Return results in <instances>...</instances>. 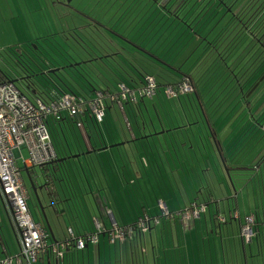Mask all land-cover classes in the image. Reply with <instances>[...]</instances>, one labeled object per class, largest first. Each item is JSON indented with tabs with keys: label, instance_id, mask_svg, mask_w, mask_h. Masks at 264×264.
Returning a JSON list of instances; mask_svg holds the SVG:
<instances>
[{
	"label": "crops",
	"instance_id": "0c3cea01",
	"mask_svg": "<svg viewBox=\"0 0 264 264\" xmlns=\"http://www.w3.org/2000/svg\"><path fill=\"white\" fill-rule=\"evenodd\" d=\"M150 103L153 111L159 113V98L153 97ZM149 104L139 102L137 106L129 110L138 111L133 114L136 116L133 117L132 123L129 122L130 126L127 125L129 117L123 107L118 103H115L114 106L109 105V109L115 117V129L112 133L113 138L115 137V144H111L105 136V145H100V140L89 139L82 130L83 140L78 139L77 145L79 151L72 153L67 146V140L63 138V144L66 147L59 154L61 158L64 157L68 161L70 159L67 170L63 166L62 168L58 162L54 176L47 178L46 172L50 173V170L46 171L38 166L25 169L28 178L35 182L36 187L45 182L44 177L50 183L48 189L37 191L49 227L43 219L36 200V215L29 209L33 220L43 227L47 243L70 242L63 250L61 257L43 253L34 264H208L205 259L206 250L209 251L211 258L209 264H260L259 257L264 259V168L260 172L259 165L252 166L256 171L254 181L252 182L251 179L248 182L253 186L251 193L248 189L247 193H244V190L239 192L240 189L237 191L231 187L227 188L219 174L215 157L212 161L208 158L209 164L206 168L196 165L193 170L191 167L192 178L202 177L204 174L199 175L201 169L202 172H208L205 176L210 181H207L206 187L203 183L200 190L189 183V187L183 186L185 197L182 196L180 188L177 190L168 189L167 194L159 196L153 188L149 187L153 181L148 183L144 180L145 189H143L136 184V181L133 180V184L131 180H128V176L136 177L139 180L143 176L142 172L146 174L145 179L148 180L156 177V174L148 166L144 167L145 171L138 168V162L141 159L144 160L142 153L139 157L140 160L137 161V169L134 172L131 171L132 165L127 168L123 150L120 151L118 146L126 145L125 152L131 150L132 156L141 145L149 144V138L162 135L167 145H170V142L172 144L173 136L170 134L168 137L165 136L167 125L164 122L163 125L158 122L161 128L160 133L157 130L156 121L149 110ZM247 106L251 113L252 105L248 103ZM196 108L199 113L201 111L203 114L205 113L203 105H197ZM259 112H262V108L255 114ZM252 116L257 118L253 114ZM249 124H246L245 128V133L247 131L248 134L252 129V124L250 126ZM234 133L235 126L233 125L229 136ZM194 134L196 135V131ZM121 139L123 142L119 143ZM72 140L74 139L72 138ZM72 140L69 138L68 141ZM75 140H77V136ZM183 143L187 144L186 141ZM255 143L257 142L255 141ZM255 143V150L264 149V143L260 142L257 146ZM243 145L241 144L242 149ZM132 147L138 149L135 151ZM252 147L253 145L250 144L246 151L252 150ZM166 151L164 149L163 153ZM126 157L129 158L130 154L128 153ZM135 158L138 156L129 158L131 163ZM144 161L146 164V160ZM253 162V160L244 162L237 169L251 170V165L247 166V163ZM37 168H40L41 172L37 171ZM210 171L213 172L212 176L209 175ZM130 173L132 174L130 175ZM243 178H245L244 175ZM25 185L28 186L26 183ZM222 186L224 187L221 188ZM27 190L28 196L29 192L33 195L30 183ZM172 192L178 193L179 197L173 198ZM198 195L208 196L209 200L204 201L203 199L207 204L208 216L204 215L205 213L200 214L189 219L185 225L177 218L160 217L157 223L153 221L154 217L160 216V203H165L171 213L176 215L193 202L204 203L200 201ZM0 200L3 216L11 227L8 234H4L0 227V259H2L18 252L19 241L12 220L11 208L1 193ZM210 204H213L212 210H210ZM221 206L228 208L227 215L223 214L224 209L221 210ZM132 209H138L139 213H134ZM0 216L2 215L0 214ZM145 216L151 218L145 228H136L130 236L122 239L115 237L111 241L115 228L114 223L116 227L134 226L140 218ZM218 216L224 217L225 220L219 227H215L213 222ZM251 216H253V221H250L248 225L254 227L255 234L250 242H245L241 237L240 228L248 222L247 219ZM96 222L99 224V229L96 228ZM228 225L229 227H227ZM257 227L260 229L259 231H257ZM94 233H98L95 243L87 241L83 248L75 246V240L87 239ZM202 254H204V261Z\"/></svg>",
	"mask_w": 264,
	"mask_h": 264
},
{
	"label": "rangeland",
	"instance_id": "374dc122",
	"mask_svg": "<svg viewBox=\"0 0 264 264\" xmlns=\"http://www.w3.org/2000/svg\"><path fill=\"white\" fill-rule=\"evenodd\" d=\"M66 1L67 3H59L58 0H0V70L6 74L8 79L16 80L15 82L17 86L22 90L23 88L17 80L18 70L14 65L15 62L11 61L10 55L15 53L13 48L22 47V51H31L32 49L28 44L32 40L39 39L37 40L38 44L43 48V50L45 49L49 55H52V57L55 55L50 48L56 50L57 52H55V54L57 53L58 56L64 57L65 60L67 58L77 57V53L80 56H84V53H81L82 51H80V47L77 43H74L71 39H65V37L70 34L67 32V30L72 29L74 23L75 26H79L80 24L86 22V20L81 17L82 15L76 12V9L83 13H89L94 18H97L102 24L112 27L113 23H115V20H118L120 13L124 12L125 7L130 5L132 2L131 0H126L124 3L122 0ZM223 1H214L216 4L215 9L219 7L220 11L216 13L210 21L215 22V27L221 21V23H219V27H214L215 31H213V34L210 37L211 40L214 39L215 36L220 37L217 40L216 45L218 49L220 48L221 53L219 50L215 49L216 47H205L203 40V44L198 45L196 41L197 37H195L194 34H192L190 38H187V36L184 35L180 29H177V27L174 25H169L168 22L166 29H162V24V26H160V28H156L155 31H148L149 28L153 29L157 21L153 25L154 17L151 14L153 10L150 9L151 7L147 8V5L145 7V5L140 2L135 6L134 10H137V12L141 13L137 14L136 18L134 17V19L132 18L133 16L128 17L126 20H124V22H119V25H116V28H114L117 32H121L122 35H124L127 39L116 37L108 33H103L97 37V41L100 43L101 48L107 49L111 52L121 51L123 55L133 61L136 59V57L131 53L133 50V44L131 42H134L141 48L150 51L151 54L155 55L156 57L163 59L166 61V63L168 62L169 65L171 64L172 66H176L179 69L180 67H183V69L190 70L194 77H197V87L200 92L205 113L203 114L202 111L201 113L198 112L196 108L197 104L194 105V108L192 109V103H190L191 105L187 103L185 105V109L179 106L178 110L171 111L168 113V116L164 113L166 117L164 116L165 120L163 119V122L167 125L165 128L167 130L169 125L179 126L182 123L188 124L195 122L193 126H197L196 128L199 129L198 132L200 133L199 135L201 137L198 134L197 136H194L192 134L193 131H191L190 128H187L186 131L184 130V134H189L191 141H188L187 144L178 145L175 143V141H173L172 138L173 146H171L172 144L170 141V145H167L164 142L162 135H160V137L156 136V138H149V144L146 143L144 146L141 145L139 149L132 147V149H135V151L138 149L132 156L131 150L125 152L124 149L127 147L126 145L118 146L120 151L123 150V158L124 162L127 161V168L128 166L130 167L132 165L130 169L133 172L137 169V161L140 160L139 157L142 153V157L144 160H146V164L145 161L141 159V161L138 162V168L143 171L144 167L148 166V168H150L152 171H155L156 177L154 176V178H150L149 180L145 179L146 174L142 172L143 176L139 178V180L136 179V177L130 178V176H128V180H131L133 184L134 181H136V184L143 189H145L143 183L144 180H146L148 183L153 181L149 184V187L153 188L159 196L167 194L166 191L168 189L177 190L180 188L182 196L185 197L186 194L184 192L183 186L189 187V184L191 186H196L198 190L202 188L203 183L205 184L204 187H206L207 181H210V179L205 176V174L208 172H202L200 169L199 175H204L202 177L197 176L192 178V169L196 165L198 167L201 165L203 168L208 167V158L210 161H212L215 157V162L218 164V159L216 156L218 155V157H220V154L217 150V147L215 146L214 148L212 140L209 137V133L211 134L209 124L212 126V128H214L215 133L221 142L223 147L222 149L224 150L223 154H225L229 165L235 166L234 170H231L230 172L229 170L226 171L230 176L231 185L234 190L236 189L238 191L240 189L239 192L244 190V193H247L248 189L251 193L253 186L251 184L249 185L248 182L251 179L252 182L254 181V174L256 171L252 166L259 162L260 172H262V169L264 168V160H259L262 157L261 155L264 154V149L255 150L254 148L255 141L257 142L255 143V146H257L260 142L264 143V134L261 135L259 133V128H264V73L261 75V72H264V69L263 71L261 70L259 74L253 69H251V74V70L248 69L249 71L245 76V72L243 71L241 73V70L239 71V69L235 67V63L232 62L247 61L248 63L249 57H253V54H255L257 51L261 50V52H264V45H260L258 48L257 41H255L253 38V43L255 44L251 42L252 48L250 49L248 47V42L249 39L252 41V37L248 32H243L241 34V40L238 41L229 54H226L227 50L233 47V44L231 45L230 42L226 43L229 35L227 32H222L223 23L226 20H231L233 23L239 22L237 21L239 15L236 18L231 16L233 13L230 12V8L226 9L225 6L226 4L228 5L233 1L231 7L235 8L236 5L241 7L243 4L246 5V0ZM257 1L259 4L264 2V0ZM208 4L209 2L207 3V6ZM141 5L146 9L144 7V9L141 8ZM122 8H124L123 11ZM149 10L152 11L150 12ZM133 13L135 12L133 11ZM240 14L243 15L244 12H241ZM244 18L245 17H242V19ZM128 21H130L129 25L126 24ZM159 29H162L163 31H160ZM204 29L205 28H201V26L198 27L197 32H199V35H205L206 30ZM90 30L91 27L88 28L87 31ZM62 31L66 32L62 33ZM78 31L80 32V30ZM260 38L264 43V34L260 35ZM195 46H197L196 48L198 49H195L192 52V49ZM241 52H243V54H241ZM188 54L189 57L187 58ZM57 55L55 57H57ZM136 56L139 61L143 60L150 64V66L147 68L149 71H151V73H153V75L157 76V78H160L161 76L170 78L172 76L173 72L171 70L165 68L159 62H156L158 59L155 60L152 57L150 58L146 55H143L142 53H138ZM196 58L200 59L201 61H192ZM219 61H223V64H221ZM224 61L228 62V64L230 63L229 68H226V62ZM211 66L212 68H210ZM235 75H237V77H239L241 80L246 79V82H244L245 85H243V83L241 84L242 87L245 86L243 87V94L241 92L242 88H240L239 84L236 82ZM249 79L250 81H248ZM138 89L139 87H136L135 91H137V95ZM244 97L246 98V101ZM144 101L149 104L151 99L146 98ZM249 102L252 105L251 113L247 106ZM260 108H262L263 111L259 112V114H262L260 116L258 115L257 122V120H254L252 114L256 117L255 112ZM149 110L152 113L151 116L154 117L155 112L153 111L151 103L149 104ZM153 119L156 121L157 130H159L160 133V124L157 122L155 117ZM207 121H209L208 124L206 123ZM248 123L252 124V135L250 133L245 139L244 136L247 134V131L245 133V128L246 124ZM233 125L235 126V133L234 135L229 136ZM69 127L70 126L68 125L63 126L65 133L68 132ZM74 127L78 133V138L80 137L83 140V135L80 133L79 128L76 125H74ZM167 130H165V136L168 137V134H170V136L174 134L173 131L166 132ZM185 140L187 141L188 138H185ZM233 140H238V142H229ZM241 140L244 141L240 143ZM122 142L123 140L121 139L119 143ZM113 144H115V142ZM241 144H244L243 149ZM250 144L253 145L252 150L246 151ZM210 147H212L214 150L210 149ZM71 148L73 147L71 146ZM164 149L167 150L165 153H163ZM22 151L23 157H26V150L22 149ZM128 153L130 154L129 158H134L136 156H138V158H135L131 163L129 158L126 157ZM252 160L254 161L253 163H247V166L251 165V170L244 169L243 167V169H237L244 162H250ZM221 163L223 164L222 160ZM16 164L22 168V177H24L23 179L28 185L27 187H29L28 173L23 168L22 160L17 159ZM36 170L41 172L40 168H37ZM131 174L132 173H130V175ZM209 175L212 176L213 172L210 171ZM243 175L245 178H243ZM223 187L224 186L221 188ZM172 196L173 198H178L179 194H174L172 192ZM198 198H200V201H203V199L204 201L209 200L207 195H198ZM35 200L36 198L34 194L32 195V193L29 192L27 204L28 208L33 211L34 215L37 213V210L35 209ZM212 205L213 204L209 205L210 210L213 209ZM222 208L224 209L223 214L227 215L228 208L221 206V210ZM132 211L135 213L138 212V209H132ZM205 211L206 212H201V214L205 213L204 215L208 216V210ZM0 214L2 215L0 216V227L3 229L2 232H4V234H8L9 231H11V227L3 216L1 200ZM186 223L184 222L183 224L185 225ZM227 227H229V225ZM206 252L205 259L209 264L211 258L209 256V251L206 250ZM202 257L204 261V254H202ZM199 260L200 258L198 261ZM259 262L260 264H263L264 259L259 257Z\"/></svg>",
	"mask_w": 264,
	"mask_h": 264
},
{
	"label": "trees",
	"instance_id": "16d2710c",
	"mask_svg": "<svg viewBox=\"0 0 264 264\" xmlns=\"http://www.w3.org/2000/svg\"><path fill=\"white\" fill-rule=\"evenodd\" d=\"M124 1L126 0H122L123 3ZM131 1L132 2L130 3V5L125 7V11L120 13L118 20H115V23H113V28L108 25L102 24L97 18L91 16V14L83 13L76 9V12L80 13V15H82L81 17L84 18L86 22L80 24L79 26H75L74 23L73 28L67 30V32H69L70 34H68V38L65 37V39H71L74 43H77L80 47V51H82L81 53H84V56H80L77 53V57L67 58L65 60L64 57L58 56L57 53L55 54V52H57L56 50L50 48L53 51L54 55H57V57H52V55H49V53L45 49L43 50V48L38 44L37 40L39 39L32 40L30 43L28 42V45L32 49L31 51H22V47L13 48L15 53L13 55H10L11 61L15 62L14 65L18 70L17 80L21 84L23 90L17 86L15 82L16 80L8 79L6 74H4L0 70V82H12L18 88V90L24 96H26L29 101L34 105L42 103L44 105L49 106L52 103L59 102L61 98L65 95H69L76 99L80 98L83 101L81 110L76 115H74V117L70 116L66 109H62L59 111L58 118L50 114L45 120L47 130L49 132L56 153V158L50 163L38 166L46 171L50 170V173L46 172L47 178L54 176L55 171L58 168V162L61 164V167L63 166L66 170L68 169V166L70 164V159L69 161L68 159L63 161L60 157V154L65 150L64 147H66V145L63 144L64 142L62 138L67 140V146L70 151H72V153L79 151L77 145L79 143L78 139L81 138H78V133L75 130L74 125L79 128V131L81 130L80 133H82L83 130L89 139L91 138L100 140V145H105V136L108 138L111 144L115 142V137L113 138L112 135L115 129V117L112 111H110L109 109L110 104L114 106L115 103H118L120 106L123 107L124 111L127 112L126 114L129 117L127 118V125H129V122L132 123L133 117L136 116L133 114L138 113V111L136 110H129H131L132 107L137 106L139 102H145L144 100L146 98L152 99L155 96L157 97V99L159 98V113L155 112L154 117L156 118L157 122H159L161 125L164 124L163 119L165 120L166 117L164 113L168 116V113H170L171 111L178 110L179 106L185 109V105L187 103H192V109L196 104L198 106L202 105L200 92L197 87L198 83L196 82L197 77H194L190 70L183 69V67H180L179 69L176 66H172L171 64L169 65L168 62L166 63V61H164L163 59L151 54V52L147 49L141 48L139 45L135 44L134 42H131L133 44V50L131 51V53L134 54V56L136 57V59L133 61L123 55L121 51L111 52L107 49L101 48L100 43L97 41V37L99 35H102L103 33H108L116 37L127 39L124 35H122L121 32H117L114 28H116V25H119V22H124V20H126L130 16H133V19L134 17L136 18V15L140 14L141 12H137V10H134V8L140 2L145 5V7L147 5V8L151 7L150 9L153 10H149L150 12L152 11L151 14L154 17L153 25L157 21L153 29L149 28L148 31H155L156 28H160L162 24V29H166V25L168 22L169 25H174L177 27V29H180L181 32L187 36V38H190L192 34H194L195 37H197L196 41L198 45L203 44L204 42L205 47H216L215 49L220 51V48L218 49L216 45V42L220 37L215 36L214 39H210L211 35L213 34V31H215V28H217V26L219 27V23H221L220 21L215 27V22H210L215 16V14L220 11L219 7L215 9L216 4L214 3V1L217 2V0ZM219 1L222 2L223 0ZM58 2L61 3L62 1L58 0ZM208 2L209 4L207 6ZM232 3L233 1L230 2L228 5L226 4L225 8H230V12L233 13V15L231 16L236 18L239 15V18L237 20L239 22L233 23L231 20H226L223 23L222 32H227V34L229 35V38L226 43L230 42L231 45L233 44V47L228 49L226 54H229V52L235 47L238 41L241 40V34L243 32H248L252 37V41L249 40L248 42V47L250 49L252 48L251 46L253 43V38L255 39V41H257L258 48L260 47V45H264L262 39L260 38V35L264 34V2L259 4L257 0H246V5L243 4L241 7L236 5L235 8L231 7ZM143 7L144 6L141 5V8ZM123 10L124 8H122V11ZM133 11L135 13H133ZM241 12H244V14L241 15ZM242 17L245 18L242 19ZM126 24L129 25L130 21L126 22ZM199 26H201V28H205L204 30H206V32L204 36H202L201 34L199 35V32H197ZM90 27L91 30L87 31ZM162 29L159 30L163 31ZM78 30H80V32ZM63 32L66 31H62V33ZM197 46L192 49V52L195 49H198L196 48ZM138 53H142L143 55H146L150 58L152 57L155 60L158 59L156 62H159L162 66L171 70L173 72L172 76L170 78L166 76H161L160 78H157V76L153 75V73L148 70L147 67L150 66L149 63L143 60L139 61L137 59L136 54ZM241 54H243V52H241ZM116 56L119 58H117ZM188 57L189 54L187 55V58ZM263 59L264 52H261V50H259L255 54H253V57H249L248 63L247 61L232 62L235 63V67H237L239 71L241 70V73L244 71V75L246 76L248 71L251 69L255 70V72H257L258 74L261 72V70L263 71ZM192 61L201 60L196 58ZM219 62L223 64V61ZM225 64L226 68L230 67V63L228 64V62H226ZM210 68H212V66ZM250 73L252 74V70ZM263 73L264 72H261V75ZM149 77L153 78L155 82L154 94L151 96L143 93V89L147 86V79ZM235 78L237 84H239L240 88H242L241 92L243 94V87L245 86L242 87L241 84L243 83V85H245L244 82H246V79L241 80L239 79V77H237V75H235ZM185 80H187L190 84L191 90L181 92L180 85ZM136 87H139L138 95L136 94L137 91H135ZM168 88L173 89V95L167 93ZM94 102H97L98 105H101L104 108L101 120L97 119L95 113L92 110L91 104H93ZM261 114L257 113L256 117H258V115L260 116ZM254 120L256 121L257 118H254ZM208 122L209 121H207L206 123L208 124ZM193 124H195V122L188 124L182 123L179 126L169 125L168 130L166 129V132H175V134L172 135L173 141H175V143H177L178 145H181L184 144L183 142L186 141L185 138H188L186 143L188 141H191L189 134H184V130L186 131L187 128H190L191 131H193V135H195L194 132L196 131L195 136H197V134H200L198 132L199 129L196 128L197 126H193ZM67 125L70 127L68 128V132L65 133L63 126ZM209 126L211 130V134L209 133V137L212 140L214 148L216 146L220 154V157H218V155L216 156V158L218 159L219 174L223 178V184L227 188L231 187L233 189V187L231 186V179L226 171L229 170L230 172L231 170H234L235 166L229 165L228 161L226 160L225 154H223V147L215 133L214 128H212L210 124ZM261 129L259 128V133L263 135L264 128L262 130ZM250 133L252 135V132ZM249 134L247 133L244 136L245 139L248 137ZM76 136L77 140H75ZM69 138L71 140L73 138V142L68 141ZM244 140L241 141L243 142ZM229 142H234V140ZM71 146L73 148H71ZM210 149L213 148L210 147ZM261 156L262 157L259 160L263 161L264 154ZM221 160L223 164L221 163ZM256 165H259V162ZM193 203L195 205L204 204L207 209V204L205 202L200 204H198L197 202ZM156 217L160 219L161 216ZM165 218L172 217L166 216ZM173 218H177L180 220V217L177 214L174 215ZM251 228L252 236L250 240L243 241L250 242L251 239H253L255 229L254 227ZM256 229L257 231L260 230L258 229V227Z\"/></svg>",
	"mask_w": 264,
	"mask_h": 264
},
{
	"label": "built area",
	"instance_id": "2783aa9c",
	"mask_svg": "<svg viewBox=\"0 0 264 264\" xmlns=\"http://www.w3.org/2000/svg\"><path fill=\"white\" fill-rule=\"evenodd\" d=\"M154 90L155 82L149 77L143 93L151 96ZM190 90L188 81H183L180 91ZM167 93L173 95V89L168 88ZM82 105L83 101L80 98L76 99L69 95L63 96L59 102L49 106L42 103L34 105L12 82H0V193L11 208L12 220L19 241L18 252L3 257L0 259V264H34L43 253H50L59 258L69 245L70 242L47 243L43 227L33 220L29 211L28 190L22 178V168L16 164V160H22L24 169L46 165L54 160L56 153L45 122L47 116L52 114L58 118L59 111L66 109L70 116L74 117L81 110ZM91 107L97 119L101 120L104 108L97 102L91 104ZM22 149L26 150V157H23ZM159 206L161 217L173 218L175 214L169 211L165 203H160ZM205 209L204 204L192 203L177 215L182 223H186L189 219L199 216L200 212H204ZM150 219L145 216L140 218L134 226L128 227H116L114 223L115 228L111 241L115 237L122 239L130 236L136 228H145ZM224 220V217L218 216L213 224L218 227ZM153 221L157 223L159 218L154 217ZM247 221L241 226L240 234L244 240L249 241L252 228L248 223L253 221V216ZM96 228L99 229L98 222H96ZM97 238L98 233H94L87 239H77L75 246L83 248L87 241L95 243Z\"/></svg>",
	"mask_w": 264,
	"mask_h": 264
},
{
	"label": "water",
	"instance_id": "95a60500",
	"mask_svg": "<svg viewBox=\"0 0 264 264\" xmlns=\"http://www.w3.org/2000/svg\"><path fill=\"white\" fill-rule=\"evenodd\" d=\"M56 69H58V68H56ZM55 69V70H56ZM54 70V69H53ZM53 70H51V71H53ZM62 160L64 161V160H66V158H62ZM29 179V178H28ZM44 179H45V182L44 183H42L41 185H39V186H35V182H33L31 179H29V183H30V188H31V190H32V192H33V194H34V196H35V198H36V201H37V203H38V205H39V207H40V210H41V212H42V216H43V219H44V221L46 222V225H47V227H49V223H48V219H47V216H46V214L44 213V211H43V205H42V203H41V201H40V197H39V195H38V193H37V191L38 190H42V189H44V188H46V189H48L49 188V186H50V183H49V181H46V178L44 177Z\"/></svg>",
	"mask_w": 264,
	"mask_h": 264
},
{
	"label": "flooded vegetation",
	"instance_id": "af4514ba",
	"mask_svg": "<svg viewBox=\"0 0 264 264\" xmlns=\"http://www.w3.org/2000/svg\"><path fill=\"white\" fill-rule=\"evenodd\" d=\"M63 3H67V1L65 0V1H62Z\"/></svg>",
	"mask_w": 264,
	"mask_h": 264
}]
</instances>
